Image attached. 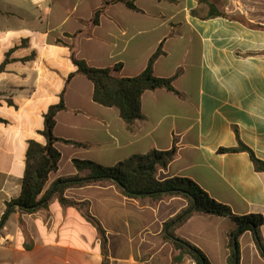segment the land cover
Segmentation results:
<instances>
[{
  "label": "crops",
  "instance_id": "1",
  "mask_svg": "<svg viewBox=\"0 0 264 264\" xmlns=\"http://www.w3.org/2000/svg\"><path fill=\"white\" fill-rule=\"evenodd\" d=\"M136 6L110 5L90 26L93 15H77L73 0H0V66L7 54L12 60L0 74V264L104 263L97 228L58 196L48 210L4 219L7 203L22 192L28 143H45L44 115L63 92L66 110L56 116L54 136L83 146L55 144L59 168L41 196L58 179L78 174L74 160L112 167L135 154L168 151L177 139L178 153L158 170L159 180L189 178L235 215L264 218V172L247 152H218L240 140L264 162V0H138ZM212 9L225 16L209 17ZM160 46L154 74L174 78L179 94L144 93V120L133 131L117 108L94 102V85L84 75L67 83L76 72L71 48L90 67L121 65L116 76L134 78ZM65 197L87 203L102 225L108 264L178 262L164 226L188 207L186 200L131 199L111 182L70 188ZM234 228L226 217L194 215L175 233L210 264H230ZM261 233L264 239V226ZM238 242V264H264L252 232Z\"/></svg>",
  "mask_w": 264,
  "mask_h": 264
},
{
  "label": "trees",
  "instance_id": "2",
  "mask_svg": "<svg viewBox=\"0 0 264 264\" xmlns=\"http://www.w3.org/2000/svg\"><path fill=\"white\" fill-rule=\"evenodd\" d=\"M137 1H106L102 8L94 11L89 25L97 26L100 17L110 5L123 3L127 8L133 11H139L136 6ZM159 1L172 2L173 0ZM217 16L225 15L212 9L209 17ZM71 51V59L73 65L76 67V72L69 76L67 83L77 74L84 75L94 85V102L106 108H117L121 118L130 131L134 130L137 121L144 120L142 112V97L144 93L165 89L169 92L179 94L173 86L174 78H159L154 74L155 62L159 57L164 55L162 46L151 57L145 71L134 78L117 77L115 73L120 71L121 65H117L114 69L90 67L85 60L76 58L73 48H71ZM9 57L10 54H7L6 60L0 66V74L12 62ZM64 93L60 96L59 104L50 107L44 115V129L40 132V135L44 138L45 143L42 144L35 140H31L28 143L22 192L17 199L7 203V212L4 217L5 221L16 211L25 214H34L40 210H48L52 196H58L63 206L76 207L97 228L101 237L102 252L105 256L103 264H108V242L105 230L100 222L87 212V203L69 200L65 197V192L70 188H80L111 182L120 189L125 197L131 199L150 198L153 201H157L164 197H179L188 202V207L178 217L168 221L164 226L165 239L172 244L176 251L180 252L178 262L189 256L194 258L198 264H210L203 252L178 237L175 233L180 226L194 215L226 217L235 223V228L230 233V264H238V239L247 231L252 232L254 235L256 245L264 257V239L261 233V228L264 226V218L261 215H235L230 206L213 199L196 182L189 178L174 177L164 180L157 178L158 170H167L174 161L178 153L177 139L174 140L173 147L168 151L152 150L146 154H135L112 167H105L92 161L74 160L73 164L78 174L58 179L41 196L48 183L49 175L59 168L61 154L56 149L55 144L61 142L64 144L83 146V144L58 139L54 136L56 116L58 113L66 110ZM9 103L12 104V101L9 100ZM0 121L3 122L1 119ZM218 152L220 154L247 152L250 154L256 171L264 172V162L259 160L254 152L240 140L238 147L221 148ZM84 171H89V174L82 176L81 173ZM2 226L0 223V229ZM237 235L238 237L235 241L234 239Z\"/></svg>",
  "mask_w": 264,
  "mask_h": 264
},
{
  "label": "rangeland",
  "instance_id": "3",
  "mask_svg": "<svg viewBox=\"0 0 264 264\" xmlns=\"http://www.w3.org/2000/svg\"><path fill=\"white\" fill-rule=\"evenodd\" d=\"M99 0H73V3H78V14L81 17L90 18L93 15V11H95L96 6ZM4 113L2 109H0V116Z\"/></svg>",
  "mask_w": 264,
  "mask_h": 264
},
{
  "label": "built area",
  "instance_id": "4",
  "mask_svg": "<svg viewBox=\"0 0 264 264\" xmlns=\"http://www.w3.org/2000/svg\"><path fill=\"white\" fill-rule=\"evenodd\" d=\"M175 264H198V262L194 258L187 256L182 261Z\"/></svg>",
  "mask_w": 264,
  "mask_h": 264
},
{
  "label": "water",
  "instance_id": "5",
  "mask_svg": "<svg viewBox=\"0 0 264 264\" xmlns=\"http://www.w3.org/2000/svg\"><path fill=\"white\" fill-rule=\"evenodd\" d=\"M237 237H238V235L235 237V239H234L235 241L237 240Z\"/></svg>",
  "mask_w": 264,
  "mask_h": 264
}]
</instances>
